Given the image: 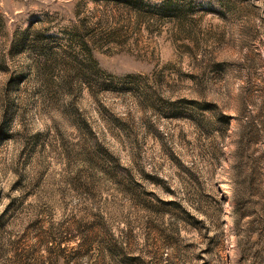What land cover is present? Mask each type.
<instances>
[{"label": "rangeland", "instance_id": "obj_1", "mask_svg": "<svg viewBox=\"0 0 264 264\" xmlns=\"http://www.w3.org/2000/svg\"><path fill=\"white\" fill-rule=\"evenodd\" d=\"M221 110L255 128L264 190V0H0V264H264L256 216L235 235L222 180L238 121L207 124ZM210 162L209 187L229 199L226 248L182 230L157 249L172 234L137 200L181 194L179 164ZM109 232L143 260L76 252Z\"/></svg>", "mask_w": 264, "mask_h": 264}, {"label": "trees", "instance_id": "obj_2", "mask_svg": "<svg viewBox=\"0 0 264 264\" xmlns=\"http://www.w3.org/2000/svg\"><path fill=\"white\" fill-rule=\"evenodd\" d=\"M79 64L84 72L90 71L93 73L96 70L94 59H91L89 63ZM205 106L208 109L212 107L208 103ZM214 116L212 119L207 120V124L230 125L233 118L238 121V139L236 140V149L232 152L231 173L222 180L228 185L231 192L230 210L233 214L235 235L238 236L237 229L243 225L248 216H256V219L247 222L250 226L264 228L263 166L259 158L253 159L254 146L257 143V132L251 125L248 127L242 124L241 115L231 116L221 110V113ZM200 123L205 124L204 122ZM213 155L217 156L216 150H214ZM216 156L214 160H216ZM215 163L210 162L207 168H199L195 164L190 166L179 164V170L188 177V186L184 183L181 194L177 195L169 186H163L161 189L169 196L168 198L161 197L155 191H151V198L147 199L144 204L141 200H137L136 205L139 208L145 207L148 211V225L149 227L152 226L150 227L152 231L169 230L172 234V236L163 234L155 240L156 242H152L157 249L160 246L173 249L179 245L184 240L181 235L182 230L197 232L206 243V248L203 251L207 253L211 252L213 248L218 251L226 248L225 240L228 234L225 232L224 226L228 224L225 215L228 212L227 203L229 199L220 190L218 179L215 185H212L216 191L209 187L216 174ZM245 174L248 176L247 178H244ZM155 179L157 178H152V183L160 188L161 184ZM109 234L111 238L108 245L105 242H98L97 246H94L95 238H92L88 241L80 240L74 248L77 253H87L88 256L96 252L101 259L106 257L112 259L117 255H122L123 262H126V260L141 262L143 260L141 254L126 257L123 252L124 246L120 245L122 244L121 241L115 237L114 233L109 232ZM157 249L152 254L156 262L160 261V252ZM66 250V246L61 245L58 247L59 252L56 262L65 255ZM148 253L150 252L148 251ZM165 254L169 255V252L166 251ZM178 254L172 253V257L178 258Z\"/></svg>", "mask_w": 264, "mask_h": 264}, {"label": "bare ground", "instance_id": "obj_3", "mask_svg": "<svg viewBox=\"0 0 264 264\" xmlns=\"http://www.w3.org/2000/svg\"><path fill=\"white\" fill-rule=\"evenodd\" d=\"M222 186H223V187H226V185H224V184H223ZM232 240H233V239H232Z\"/></svg>", "mask_w": 264, "mask_h": 264}]
</instances>
